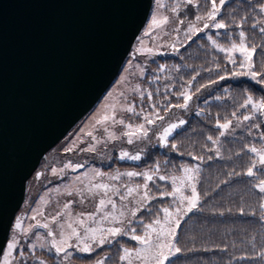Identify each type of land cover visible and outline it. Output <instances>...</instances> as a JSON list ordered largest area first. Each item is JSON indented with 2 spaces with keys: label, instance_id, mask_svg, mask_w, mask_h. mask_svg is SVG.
<instances>
[{
  "label": "snow or ice",
  "instance_id": "obj_1",
  "mask_svg": "<svg viewBox=\"0 0 264 264\" xmlns=\"http://www.w3.org/2000/svg\"><path fill=\"white\" fill-rule=\"evenodd\" d=\"M155 3L159 9H164L171 15H163L159 18L152 15L148 30L144 32L145 37L156 41L159 38L158 34L161 33L164 37L175 36L171 43L163 42L158 46L169 47L173 54H180L181 48L195 42L194 38L205 34L206 30L213 31V35L207 36V42L212 50L224 54L225 62L232 65L233 69L222 70L221 64L205 69L216 71L219 75L208 84L196 87L193 86V82L200 72H196L190 79L181 77L184 82L179 84V90L176 91H174L177 87L175 83H164L163 93L159 87L148 90L140 84L132 86L131 96L127 93L123 94L121 101L123 107L119 111L115 105H111V113H106L95 121L96 134L93 131L83 134L87 137L82 141L86 146L80 148V151L97 155L102 161H108V166L111 168L113 159L111 153L115 151L117 143L129 146L141 145L135 152L120 147L114 157L119 161L139 162L144 158L146 147L152 145L154 138L159 148L168 149L181 156L188 155L192 161L198 163H181L179 166L173 164L171 170L166 160L163 164L156 161L147 169L140 171H120L117 168L104 172L97 167L86 168L83 163L72 162L65 163L59 170L52 168L51 171L61 180H69L65 191L72 199L62 204V211L57 209L54 213H46L34 209V214L30 217L34 223H29L27 227L23 219L15 220L13 231L26 237L28 243L22 249L16 236L5 241L4 245L0 246V264H29V261L31 264H48L45 253H51L52 256L59 258L56 264H65L73 257V251L91 255L97 248L110 245L119 237H126L135 242L134 247L121 245L120 264H181L179 257L186 255V252L179 245L178 230L190 213L203 211L202 204L208 195L206 192L198 191L201 173L199 165L213 158H222L219 151L220 138L229 133L234 134L236 129L244 131L245 125L247 135L256 140V143H248L244 146V150L251 154L247 168L243 172L229 173L228 179L240 175L254 178L255 182L251 187L259 193L258 211L245 213V209L241 207L238 213L241 216L252 215L260 224H264V94L259 99L251 94H245L243 101L231 113V118L223 122L215 121L214 127L219 130L218 135H208L206 139L216 147L204 146L208 152H214L215 157L180 151L179 144L170 138H174V133L183 128L188 121L179 117L175 120L168 119L173 109L181 113L187 112L195 96L204 88L218 84L220 81L246 77L264 86V0H254V2L249 0L245 7L251 8L252 12L246 10L245 15L239 18L234 17L236 11L234 8L232 11L234 19L231 23L221 15L229 0H172L167 7L162 0H155ZM169 25H172L170 31ZM247 27L253 30V38L249 37ZM221 32L224 43L217 39ZM140 43L143 45V40ZM258 49L261 54L259 70L254 59ZM154 51V48L147 50L149 55ZM137 52L143 53L144 49L138 48ZM237 68L239 70H236ZM172 70L161 64L155 70L157 74L147 79L145 77L147 70L142 68L139 79L145 80L149 85L159 84L161 83L159 74L170 73ZM174 70L180 71L179 68ZM171 79L170 75L164 76L165 81ZM171 97H175V101ZM226 98V96L215 97L217 101ZM240 110L243 112L238 115ZM121 112L124 114L123 117ZM195 114L200 116L202 111H197ZM233 119L239 123H233ZM253 132L256 135H253ZM67 151L72 152L74 149L68 148ZM80 169L85 170L81 173ZM69 171L78 174L69 177ZM227 182V180L222 181V183ZM163 185L170 187L165 188ZM166 197L171 199V203L158 208L152 204L154 200H164ZM41 202H45L42 197ZM89 202L95 203L94 211L73 210L74 206ZM142 212H147L150 217L147 223L139 216ZM226 214H231V209L227 212L225 210L212 212V215L221 217ZM38 229L44 230L43 237ZM32 237L38 242L43 241L38 245L41 249L39 254L34 251L37 244L32 243ZM249 243L255 248L254 237ZM192 250L188 249V251ZM203 251L227 252L228 248L226 245L215 246L204 248ZM106 260L105 256L96 260L95 264H105ZM238 261L264 264V247L250 254L228 257L226 264H237Z\"/></svg>",
  "mask_w": 264,
  "mask_h": 264
},
{
  "label": "water",
  "instance_id": "obj_2",
  "mask_svg": "<svg viewBox=\"0 0 264 264\" xmlns=\"http://www.w3.org/2000/svg\"><path fill=\"white\" fill-rule=\"evenodd\" d=\"M152 0H0V246L26 182L93 107Z\"/></svg>",
  "mask_w": 264,
  "mask_h": 264
},
{
  "label": "trees",
  "instance_id": "obj_3",
  "mask_svg": "<svg viewBox=\"0 0 264 264\" xmlns=\"http://www.w3.org/2000/svg\"><path fill=\"white\" fill-rule=\"evenodd\" d=\"M162 2L167 7L171 4L172 0H162ZM248 2L249 0H229V4L225 5V10L221 15L231 23L234 17L239 18L244 16L246 10L247 12H252L251 8L246 9L245 7ZM234 8L236 11L233 17L232 11ZM162 11L165 15H171L170 12L164 9H162ZM191 11L190 9V12ZM252 15H256V13H252ZM170 27H172V25H170ZM246 31L249 37L253 38V30L247 27ZM213 34V31L206 30L205 34H200L198 37L194 38V43H189L181 48L180 54H160L153 57L146 64L145 69L147 71L145 72V77L147 79H151L154 74H157L155 70L161 64L173 70L170 73L166 72L164 74H159L161 76V83L159 84L149 85L145 80L141 79H138V84L148 90H155L159 87L161 93H163L164 83H175L177 87L174 91L179 90V84L184 82V80L180 78L190 79L196 72H200V75L197 76L196 80L193 82V86L196 87L201 84H208L210 80L216 79L219 73L216 71H206L205 69L214 68L216 64H221L222 70L227 69L231 71L233 66L225 62L223 58L224 54L212 50L211 45L207 42V36ZM222 35L223 33L221 32L220 35L217 36V39L219 42L224 43L221 38ZM257 42L259 41L257 40ZM254 59L257 64V70H259L261 65V54L259 49ZM175 68H179L180 71L176 72L174 70ZM236 70L239 69L237 68ZM165 75H170L172 79L170 81H165ZM225 89H227V91H225ZM245 94H251L259 99L261 95L264 94V86L246 77H239L220 81L218 84L204 88L199 95L195 96L190 102V107L187 112L181 113L173 109L172 113H170L168 117L170 120H175L179 117L188 121L183 128L179 129L177 133H174V138H170V140L174 139V142L179 144L180 151L182 152H193L194 154L204 155L205 157L210 155L215 157L214 152H208L204 147L205 145L216 147L215 145H211V142L208 141L206 137L208 135H218L219 130L214 127L215 121L220 120L223 122L225 119L231 118V113L236 110L238 105L243 101ZM217 96H226L227 98L217 101L215 99ZM171 99L175 101V97H171ZM197 111H202V114L197 116L195 114ZM242 112L243 110H240L238 115ZM233 123L239 122L233 119ZM244 128V131L236 129L234 134L229 133L227 136L220 138L219 151L222 158H213L199 165L201 173L198 191L201 193L206 192L208 195L202 204L203 211H194L190 213L182 222L181 229L178 230L179 245L184 248L186 252V255L179 257L181 264H226L228 257L250 254L264 247V224H260L257 218L252 215L246 214L241 216L238 213V209L241 207L245 209V213L258 211L259 193L251 187V184L255 182L254 178L240 175L233 176L230 180L228 179L229 173L243 172L247 168L251 154L244 150V146L248 143H256V140L251 139L247 135L246 125ZM71 130H69V132ZM67 134L64 137H66ZM253 135H256V133L253 132ZM59 142H61V139L47 151L46 158L40 161L35 171L27 180L26 188L33 174L39 167L49 163L50 157L60 146L58 145ZM117 148L118 147H116V149ZM238 152L240 155H236ZM87 155H82L74 160L84 158L90 160L91 154ZM111 155L113 157L111 168H109L108 163L102 160L98 161L96 157H93L92 161H94L95 164L101 165L102 169L109 170L119 167L134 166L147 169L154 162L159 161L163 164L165 160L168 161L170 170L173 164L179 166L181 163H198L192 161L188 155L181 156L168 149L159 148L154 144L146 147L144 158L137 163L117 161L114 158L116 155L115 152L111 153ZM225 180L228 182L222 183V181ZM159 183L163 184V182ZM163 186L165 188L170 187V185ZM153 190L155 191L156 189L153 187ZM152 204L158 208L161 205L167 204V199L154 200ZM228 209H231V214H226L223 217L212 215L213 211L225 210L227 212ZM139 216L145 223L150 219L147 212H142ZM253 237L255 238V248L249 243ZM121 245L133 246L134 244L127 238L120 237L113 241L112 244L96 249L91 255H75L74 259L80 262H88L105 255L107 257L105 264H120L119 255L121 254ZM224 245L228 248L227 252L203 251L204 248H214L215 246ZM21 248L23 249L24 247ZM188 249L193 250L188 251ZM195 249L200 250L197 251ZM34 251L39 254L41 249H34ZM45 255L48 257V264H56L51 254L45 253ZM29 264H31V261H29ZM237 264H255V262L238 261Z\"/></svg>",
  "mask_w": 264,
  "mask_h": 264
},
{
  "label": "rangeland",
  "instance_id": "obj_4",
  "mask_svg": "<svg viewBox=\"0 0 264 264\" xmlns=\"http://www.w3.org/2000/svg\"><path fill=\"white\" fill-rule=\"evenodd\" d=\"M152 15H156L158 18L165 15L163 14L162 9H159L157 7L155 0L152 1V6L144 26L142 27L141 31L135 38L129 53L124 59L118 73L116 74L111 84L104 91V93L101 95L98 101L93 105V107L71 128L72 130L70 129L71 131L70 132L68 131L69 132V133L67 132L68 134L66 133L67 136L61 139V142L58 143V145L60 146L55 151V153L50 157L49 163H47V165H43L39 167V169L33 174L32 179L30 180L29 184H27L26 193L23 202L13 219L7 241H9L13 236H16L18 241L21 243V247H24V245L28 243V239L23 235H18L17 232L13 231V224L15 220L23 219L24 225L25 227H27L29 223H34V221L30 220V217L34 214L33 212L34 209L46 213H54L57 209H60L62 211L63 210L62 204L67 200L72 199V197H68L66 195V191H65L66 185L68 184L69 180L68 179L61 180L56 174H54L51 171L52 168H56L57 170H59L60 168L63 167L65 163L72 162L74 164L83 163L85 164L86 168L97 167L104 172H110L117 169V168L111 170L102 169L101 165L95 164L94 161H92L93 157H96L98 161L101 160L97 155H93V154H91L90 160H88L87 158L79 159V160L78 159L74 160V159L82 155L86 156L87 154H90L80 151V148L86 146L84 143H82V141H85L87 139V137L83 134L88 131H93L94 134H96L94 129L95 121L106 113L110 114L111 105H115L118 111L123 107L121 103L123 99V94L127 93L129 96H131L130 89L132 86L138 84V79L140 77V69L146 68V64L153 57L160 54L172 53L171 48L159 47L158 45L163 42L171 43L172 39L176 38L175 36L170 38L164 37L163 34L161 33L158 34L159 38L156 41H153L150 37L144 36V32L148 30V25L150 23V18ZM170 30L171 27L169 25V31ZM141 40H143V45H141L140 43ZM141 47L144 49V52L138 53L137 49ZM149 48H154L155 50L154 53L151 55H149L147 52ZM121 116L122 117L124 116L122 112H121ZM152 144L156 145V141L154 138ZM140 146L141 145H132V146H129L127 144L120 145L119 143H117L116 147L118 148L115 149V151H112V153L115 152L117 154L120 147L135 152ZM68 148H73L74 151L68 152L67 151ZM104 162L108 163V161H104ZM124 162L137 163L130 161H124ZM145 169L146 168L135 167V166L119 167L120 171H127V170L140 171ZM84 170L85 169H80L79 171L82 173ZM77 174L78 173H71L69 171L68 176L71 177ZM41 197L43 198V201H45L46 203L41 202ZM166 199H167V204L171 203L170 198L166 197ZM94 209H95V203L92 202L73 207L74 211H83V212H92L94 211ZM25 218H29V219H25ZM37 231L40 233L42 237L45 235L44 230L38 229ZM41 242L43 241L38 242L35 240V237H32V243L37 244V247L35 249L40 250L38 245ZM131 243H133L134 245L128 247L135 246V242L131 241ZM80 254L81 253H77L73 251V257L70 258V261L65 262V264H95L96 260L102 259L105 256L102 255L88 262H80L74 259L75 255L78 256ZM54 259L55 261H57L59 258L54 257Z\"/></svg>",
  "mask_w": 264,
  "mask_h": 264
}]
</instances>
